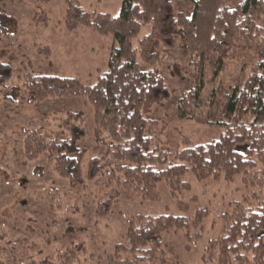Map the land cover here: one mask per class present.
<instances>
[{
    "label": "trees",
    "instance_id": "1",
    "mask_svg": "<svg viewBox=\"0 0 264 264\" xmlns=\"http://www.w3.org/2000/svg\"><path fill=\"white\" fill-rule=\"evenodd\" d=\"M192 1L193 12L187 17L182 11L175 12L174 0H122L116 16L86 12L79 0H64L66 30L91 27L116 40L118 46L110 54L107 70L91 86L74 77L29 73L24 74L22 86L29 101L77 96L92 105L93 141L104 152L89 160L87 180L103 175L108 183L151 201L159 199L160 182L174 197L186 190L188 171L199 181L232 182L241 175L245 186L258 187L263 197L254 195V207L239 201L229 203V210L220 215L221 231L208 242L202 260L215 264H264V0ZM33 21L45 25L47 18L34 15ZM6 22L7 16L0 12V33L6 31ZM143 23L150 25V32L133 47L132 40ZM177 39L183 41L190 57L191 81V87L177 101V115L198 124L221 125L223 131L211 142L170 153L161 148L156 135L146 134L153 120L145 115L169 97L168 85L155 67L159 56L151 47L171 50ZM237 48L251 51L257 61L241 88L222 94L224 120L211 121L199 103L204 66L208 64L215 74L222 72L226 56ZM38 51L49 53L48 48ZM10 76V67L0 62V86H5ZM14 97L13 89L3 94V99L11 102ZM82 123L81 113L68 112L60 119L67 139H50L35 130L28 131L23 138L24 158L34 160L49 151L59 176L82 182L84 150L77 144L84 136ZM245 141L249 145L242 154L236 145ZM105 160L111 164L107 170L102 166ZM111 205L110 200L98 204L96 215H107ZM208 214L206 209H198L192 218L172 213L130 217L126 244L115 245L110 264H166L162 234L184 230L189 243L195 242L201 233L190 235V230L198 227ZM85 252L83 244H72L59 251L57 258L60 264H73Z\"/></svg>",
    "mask_w": 264,
    "mask_h": 264
},
{
    "label": "rangeland",
    "instance_id": "2",
    "mask_svg": "<svg viewBox=\"0 0 264 264\" xmlns=\"http://www.w3.org/2000/svg\"><path fill=\"white\" fill-rule=\"evenodd\" d=\"M86 12L119 14L122 0H79ZM192 0H174L175 12L187 17L193 12ZM64 0H0V12L7 16L6 31L0 33V62L7 64L11 76L0 86V264H60L59 251L72 244H83L86 252L73 264H110L116 244H126L127 221L136 215L172 213L192 218L198 209L209 214L190 235L200 232V238L189 243L184 230L162 234L161 243L166 264H215L204 262V249L221 231L220 215L230 202L239 201L255 206L258 187H247L242 176L232 182L197 180L188 171V188L176 197L164 182L157 185L158 200H143L132 190L108 183L103 175L86 179L91 158L101 157L103 147L93 141V107L84 97L60 96L42 101H29L22 86L23 76L57 75L74 77L91 86L107 70L113 49L118 44L112 35H100L93 28L79 26L66 30ZM34 15H45L46 24H36ZM150 32L143 23L138 41ZM183 41L171 50L151 47L159 60L155 67L168 85L169 97L154 105L145 115L152 119L146 134L156 135L161 148L174 153L196 144H205L218 138L221 125L198 124L177 115L176 104L191 87L190 57ZM48 48L49 53L44 51ZM257 61L251 51L233 49L225 58V68L218 74L204 66V87L199 97L202 112L211 121H223L222 94L241 88L252 66ZM142 68L148 66L142 65ZM13 89L14 102L3 99L5 91ZM212 100V103L210 101ZM68 112L81 113L84 136L77 144L84 150L81 159L82 182H72L54 170L53 155L46 151L34 160L23 156V138L35 130L46 138L67 139V131L60 119ZM250 117L246 118L249 121ZM248 142L236 145L246 153ZM110 161L102 166L109 169ZM110 200L112 205L105 216L95 213L98 204Z\"/></svg>",
    "mask_w": 264,
    "mask_h": 264
}]
</instances>
